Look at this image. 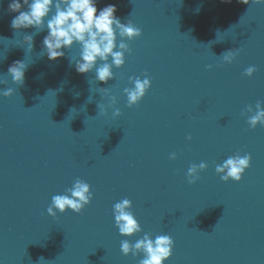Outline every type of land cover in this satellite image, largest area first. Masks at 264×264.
<instances>
[{
    "label": "water",
    "instance_id": "water-1",
    "mask_svg": "<svg viewBox=\"0 0 264 264\" xmlns=\"http://www.w3.org/2000/svg\"><path fill=\"white\" fill-rule=\"evenodd\" d=\"M11 2L0 0V264H139L143 253L125 257L121 242L145 234L174 240L164 264H264V126L247 123L258 101L264 108V3L97 0L98 12L115 5L122 23L142 30L104 84L95 70L77 73L79 44L50 61L46 29L13 30ZM25 35H34L32 51ZM230 49L240 52L227 64L220 55ZM16 61L28 66L22 87L6 76ZM130 77L152 82L132 108ZM236 154H250L251 166L224 182L216 166ZM201 162L208 167L190 185L188 169ZM77 178L91 186L90 205L49 216L52 197ZM123 199L142 228L132 237L115 226Z\"/></svg>",
    "mask_w": 264,
    "mask_h": 264
},
{
    "label": "clouds",
    "instance_id": "clouds-1",
    "mask_svg": "<svg viewBox=\"0 0 264 264\" xmlns=\"http://www.w3.org/2000/svg\"><path fill=\"white\" fill-rule=\"evenodd\" d=\"M240 3L249 5L264 3V0H239ZM26 8L27 10H22ZM54 8V14H52ZM10 13H18L12 21L11 28L17 32L21 29H35V33L47 30V35L43 39V51L50 61L65 56V50L71 49L74 44L80 45V58L71 60L75 64L78 74H88L95 70V80L97 83L107 84L114 79L113 67L119 69L125 64V54L131 55V48L125 41H133L142 36V30L136 27L128 19L122 23L115 16L117 8L115 5H108L102 10L97 8V0H12L8 8ZM98 13V14H97ZM50 17V18H49ZM46 22V24H45ZM119 44L117 45V38ZM24 43L28 46V51L34 47V35H25ZM118 49V50H117ZM240 50L230 49L220 55L222 61L231 64L239 55ZM109 59L111 62H109ZM99 64V66H97ZM28 66L23 61L14 62L7 71L6 76L12 78V82L19 87L25 83V73ZM212 65H208L211 70ZM257 69L254 66L248 67L243 75L251 78ZM147 77V73H145ZM129 83L134 84L133 88H124V94L127 96V107L132 108L140 103L151 88V79L139 77H130ZM0 84H7V80H0ZM99 91L108 95V88H100ZM14 90L7 88L2 94L4 97H11ZM103 98V97H102ZM111 104H116V97L111 96ZM100 115H107L103 105L97 104ZM253 107L247 106L245 112L252 113ZM121 112L116 109L114 117H119ZM251 129L257 125L264 126V108L262 102L255 105V113L247 120ZM188 140L192 137L188 136ZM170 159L175 160L176 154L173 153ZM251 166V155H233L227 158L222 165L216 166V173L224 182L229 180L240 182L245 170ZM208 165L201 162L198 166L192 164L187 172V179L190 185H194L199 179V173L206 170ZM91 186L77 178L71 188L66 190L63 195H54L50 206L47 208L49 216L55 217L57 211L61 214L66 210L79 214L83 209L90 205L93 199ZM132 202L129 199L113 205V215L115 226L119 235L123 237H132L140 233L142 228L130 211ZM174 240L168 235L157 236L154 240L150 234H145L142 239L135 244L129 243L128 240L121 242V253L127 257L131 254L136 257L143 253L144 258L139 264H164L173 251Z\"/></svg>",
    "mask_w": 264,
    "mask_h": 264
}]
</instances>
